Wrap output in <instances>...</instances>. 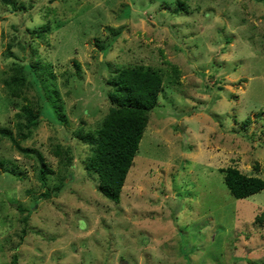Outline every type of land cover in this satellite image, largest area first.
<instances>
[{"label": "rangeland", "instance_id": "rangeland-1", "mask_svg": "<svg viewBox=\"0 0 264 264\" xmlns=\"http://www.w3.org/2000/svg\"><path fill=\"white\" fill-rule=\"evenodd\" d=\"M14 2L0 128L43 164L0 135V264H264V189L236 198L220 172L264 179V0ZM132 65L163 87L115 203L80 136Z\"/></svg>", "mask_w": 264, "mask_h": 264}, {"label": "trees", "instance_id": "trees-1", "mask_svg": "<svg viewBox=\"0 0 264 264\" xmlns=\"http://www.w3.org/2000/svg\"><path fill=\"white\" fill-rule=\"evenodd\" d=\"M1 1L16 7L14 0ZM109 82L115 87L108 95L112 103L108 114L94 132L80 137L91 150L86 161L87 173L98 177L97 189L104 197L118 203L146 127L148 113L156 106L163 87V71L145 65L120 66L112 70ZM30 121H34L33 116ZM0 135L9 138L19 152L26 156L34 154L42 163L39 152L18 145L9 130L0 128ZM40 172H43V165ZM220 172L236 198H245L264 189V179L259 176L246 175L233 166L221 168ZM255 220L264 221V212Z\"/></svg>", "mask_w": 264, "mask_h": 264}]
</instances>
